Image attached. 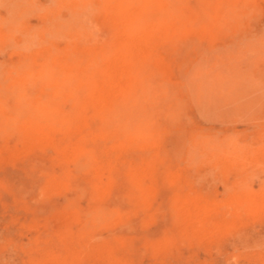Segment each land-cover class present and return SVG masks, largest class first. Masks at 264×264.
<instances>
[{"label": "rangeland", "instance_id": "1", "mask_svg": "<svg viewBox=\"0 0 264 264\" xmlns=\"http://www.w3.org/2000/svg\"><path fill=\"white\" fill-rule=\"evenodd\" d=\"M0 264H264V0H0Z\"/></svg>", "mask_w": 264, "mask_h": 264}]
</instances>
